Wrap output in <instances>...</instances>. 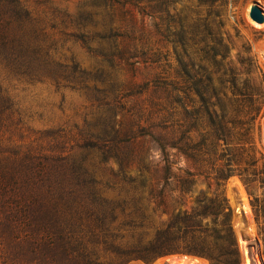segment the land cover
<instances>
[{"label":"rangeland","instance_id":"obj_1","mask_svg":"<svg viewBox=\"0 0 264 264\" xmlns=\"http://www.w3.org/2000/svg\"><path fill=\"white\" fill-rule=\"evenodd\" d=\"M22 1L43 30L38 39L44 71L27 77L0 65V88L12 106L11 118L0 125V148L11 150L15 143L47 155L63 152L85 159L105 197V178L117 166L112 158L101 162L85 146L88 138L108 139L114 130L122 134L129 128L135 134L141 127L161 131L179 120L187 123L193 107H178L175 99L190 104L198 88L215 96V109L226 118L243 112L234 122L254 129L257 156H264V21L249 17L253 4L264 14V0L142 1L141 9H132L133 21L119 13L105 15V0ZM62 12L72 22L65 29ZM174 159L182 169L193 170L185 157ZM129 170L136 177L134 169ZM248 174V188L236 174L219 186L213 175H195L187 191L177 187L178 179L186 177L182 172L160 183L166 186L165 203L177 210L195 209L197 199L206 201L215 193L224 196L239 264H264V240L251 206L256 195L264 208V175L252 169ZM131 187L127 184L119 195L128 206L138 202ZM116 193L106 190L108 196ZM203 220L211 226V217ZM151 264L211 262L170 254Z\"/></svg>","mask_w":264,"mask_h":264},{"label":"trees","instance_id":"obj_2","mask_svg":"<svg viewBox=\"0 0 264 264\" xmlns=\"http://www.w3.org/2000/svg\"><path fill=\"white\" fill-rule=\"evenodd\" d=\"M142 1L150 5L153 0H105V15L119 13L120 18L133 21L132 9H141ZM61 14L65 29L72 22L69 14ZM42 31L25 2L0 0V65L15 75H40L44 71L38 39ZM195 95L189 97L190 104L185 98L175 99L178 107H193L187 123L179 120L161 131L141 127L135 134L129 128L122 134L114 130L108 139L88 138L85 146L101 162L112 158L117 166L105 178V197L85 159L63 152L47 155L15 143L11 150L0 148V264L134 260L151 264L170 254L193 255L211 264H239L224 196L215 193L206 201L197 199L198 206L191 210L171 208L164 200L166 186L161 179L176 178L180 172L186 176L178 179L180 191L189 189L195 175H213L219 186L236 174L247 188L252 181L249 169L264 175V156H257L254 129L234 122L243 112L226 118L215 109L218 102L213 94L196 88ZM5 97L0 88V125L12 115ZM179 155L193 170L178 166L174 158ZM127 184L138 195L132 206L119 197ZM108 189L116 195L108 196ZM251 206L264 240V208L259 207L258 196H253ZM205 217H211V226L203 222Z\"/></svg>","mask_w":264,"mask_h":264},{"label":"water","instance_id":"obj_3","mask_svg":"<svg viewBox=\"0 0 264 264\" xmlns=\"http://www.w3.org/2000/svg\"><path fill=\"white\" fill-rule=\"evenodd\" d=\"M249 17L257 23H262L264 21V14L257 4H253L250 6Z\"/></svg>","mask_w":264,"mask_h":264}]
</instances>
